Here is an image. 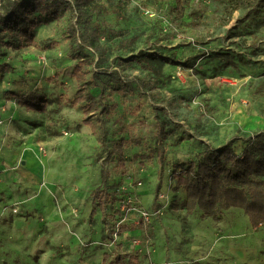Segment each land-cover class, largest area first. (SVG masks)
<instances>
[{
	"label": "rangeland",
	"instance_id": "374dc122",
	"mask_svg": "<svg viewBox=\"0 0 264 264\" xmlns=\"http://www.w3.org/2000/svg\"><path fill=\"white\" fill-rule=\"evenodd\" d=\"M176 1L123 0L116 14L102 0L91 18L100 65L98 52L80 54L68 38V13L35 28V45L0 47L12 69L0 78V264H103L125 253L138 264H264V224L252 228L238 209L217 221L187 214L172 176L173 162L204 146L236 140L240 154V139L264 132V0ZM141 54L153 55L147 67L131 60ZM78 71L85 81L116 71L133 92L105 88V109L84 125ZM10 92L41 95L45 111ZM103 131L107 144L126 141L124 166L108 161ZM97 188L109 200L90 217Z\"/></svg>",
	"mask_w": 264,
	"mask_h": 264
},
{
	"label": "trees",
	"instance_id": "16d2710c",
	"mask_svg": "<svg viewBox=\"0 0 264 264\" xmlns=\"http://www.w3.org/2000/svg\"><path fill=\"white\" fill-rule=\"evenodd\" d=\"M105 1L109 3L113 13L121 12L123 0ZM181 2L182 0L176 1L177 7L181 6ZM104 10L106 6L102 0H10L0 11V47L21 49L26 45H35V28L47 25L68 13L75 21L69 25L68 38L73 43L79 42L77 51L80 54L87 55L88 48L98 52L96 63L100 65L104 62V52L99 48V33L91 25V18ZM152 57L150 54H141L131 60L142 64L143 59L147 62L143 66L147 67V59ZM11 71L8 63L0 62V78ZM84 78L85 73L78 71L77 80L80 85L74 102H82L79 107L86 117L83 124L87 126H91L90 113H100L105 109L102 100L105 88L120 96L133 92L132 82L121 79L116 71L103 74L93 72L88 81ZM107 83L109 87H105ZM146 85V81L137 80L139 88ZM92 88L100 89L98 98L87 93ZM8 94L21 107L34 112L45 111L44 97L35 92L25 95L14 92ZM106 135L103 131L99 138L101 145L105 147L108 161H116L119 166H124L126 141L117 139L107 144ZM240 140L245 144L240 154L234 151L233 144L236 140H233L218 148L204 146L191 159L173 162L172 176L185 191L184 206L187 214L199 211L203 217L217 221L224 211L238 209L247 216L252 228L264 224V132L250 134ZM159 162L162 167V155ZM161 183L162 169L159 170L156 192L160 190ZM108 200L106 189H95L91 193L90 217H94L97 211H104ZM130 228L135 227L122 226L119 231L128 232ZM103 264H138V258L134 254L125 253L115 254L109 259L105 254Z\"/></svg>",
	"mask_w": 264,
	"mask_h": 264
}]
</instances>
